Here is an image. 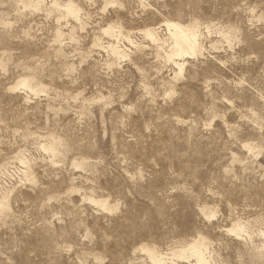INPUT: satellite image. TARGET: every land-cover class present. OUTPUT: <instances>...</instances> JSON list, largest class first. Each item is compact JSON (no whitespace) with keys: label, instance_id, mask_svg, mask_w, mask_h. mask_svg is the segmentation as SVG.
<instances>
[{"label":"rangeland","instance_id":"obj_1","mask_svg":"<svg viewBox=\"0 0 264 264\" xmlns=\"http://www.w3.org/2000/svg\"><path fill=\"white\" fill-rule=\"evenodd\" d=\"M116 2L0 0V264H264V0Z\"/></svg>","mask_w":264,"mask_h":264},{"label":"bare ground","instance_id":"obj_2","mask_svg":"<svg viewBox=\"0 0 264 264\" xmlns=\"http://www.w3.org/2000/svg\"><path fill=\"white\" fill-rule=\"evenodd\" d=\"M170 22V21H169ZM168 22L169 27L172 28L173 30V35L176 37H179V39L182 42L187 43L188 45H190L192 47V42H190V40L188 39V36L190 35V31L189 26H185L183 24L177 23V22ZM192 34V33H191ZM194 36V35H193ZM192 39V38H191ZM194 40V39H193ZM196 44V43H195ZM113 51L116 53H121L122 50L119 49L118 47L114 46L113 47Z\"/></svg>","mask_w":264,"mask_h":264},{"label":"snow or ice","instance_id":"obj_3","mask_svg":"<svg viewBox=\"0 0 264 264\" xmlns=\"http://www.w3.org/2000/svg\"><path fill=\"white\" fill-rule=\"evenodd\" d=\"M54 7H58L59 5H53ZM122 5H119L116 0H112L111 3L108 2V0H105V10L109 7L111 8H115V7H120ZM77 13L73 12L72 15H76ZM211 218V217H210Z\"/></svg>","mask_w":264,"mask_h":264}]
</instances>
